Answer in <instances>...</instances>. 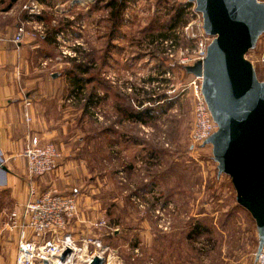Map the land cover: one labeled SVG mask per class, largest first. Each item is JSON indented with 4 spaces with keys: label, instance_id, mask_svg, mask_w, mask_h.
I'll return each mask as SVG.
<instances>
[{
    "label": "rangeland",
    "instance_id": "obj_1",
    "mask_svg": "<svg viewBox=\"0 0 264 264\" xmlns=\"http://www.w3.org/2000/svg\"><path fill=\"white\" fill-rule=\"evenodd\" d=\"M110 1L0 0V44L6 47L0 80H64L65 87L84 80L78 91L92 96L89 116L62 95L59 119L78 126L86 140L85 156L104 201L111 197L124 206L113 210L124 221L119 230L106 219L108 228L93 227L115 252L108 264H257L254 219L237 204L231 178L218 175L212 146L191 144L193 90L186 89L194 77L178 62L182 50L195 49L200 21L194 4L127 0L115 28ZM31 2L41 15H29ZM20 29L24 37L17 40ZM54 30V43H46L42 37ZM166 37L176 46L173 57ZM247 59L264 82V34ZM141 101V109L154 107L147 124L130 115ZM13 209L12 199L1 194L0 237L7 235ZM196 225L203 234H194ZM116 230L118 239L104 240Z\"/></svg>",
    "mask_w": 264,
    "mask_h": 264
},
{
    "label": "water",
    "instance_id": "obj_2",
    "mask_svg": "<svg viewBox=\"0 0 264 264\" xmlns=\"http://www.w3.org/2000/svg\"><path fill=\"white\" fill-rule=\"evenodd\" d=\"M213 37L206 59L186 67L202 77V93L218 131L212 146L218 175L231 178L236 201L254 219L259 254L264 246V82L247 54L264 34V3L258 0H189ZM0 170L8 168L0 159ZM95 258L92 264H102Z\"/></svg>",
    "mask_w": 264,
    "mask_h": 264
},
{
    "label": "crops",
    "instance_id": "obj_3",
    "mask_svg": "<svg viewBox=\"0 0 264 264\" xmlns=\"http://www.w3.org/2000/svg\"><path fill=\"white\" fill-rule=\"evenodd\" d=\"M3 52L6 47L0 44V55ZM66 85L64 80H0V159L9 170H0L1 194L12 199L15 209H21L32 182L43 192L55 189L61 195L78 193L80 215L71 221L70 229L76 238L96 237L98 232L93 227L101 219L108 220L110 228L122 227L124 221L114 218L113 210L118 208L117 212H121L124 206H119L115 198L104 201L103 191L100 193L103 185L97 182L85 156L86 140L78 134V126L74 128L59 119V100L70 94V84L69 88ZM28 101L30 106H26ZM27 116L30 122L26 121ZM33 137L40 138L43 144H54L61 157L56 173L31 181L23 153ZM115 233V237L104 235V240L118 239L119 231ZM0 239V264H15L16 237L7 234Z\"/></svg>",
    "mask_w": 264,
    "mask_h": 264
},
{
    "label": "built area",
    "instance_id": "obj_4",
    "mask_svg": "<svg viewBox=\"0 0 264 264\" xmlns=\"http://www.w3.org/2000/svg\"><path fill=\"white\" fill-rule=\"evenodd\" d=\"M189 1V0H188ZM261 3L264 1L258 0ZM25 9L29 15L39 16L40 5L31 2ZM193 14L200 21L198 32L194 34L195 49L193 54L188 49L181 51L178 62L184 69L203 62L208 54V48L213 42V37L207 35L203 27V17L193 7ZM24 37L23 29L19 30L17 40ZM163 43V42H162ZM164 45L172 50L176 48L174 41L166 40ZM203 78L194 77L187 86L193 90L194 124L190 135L193 148L202 146L211 136L218 131V125L213 120L208 104L202 93ZM184 90V91H186ZM74 101V99H70ZM30 102L26 106H30ZM26 121L31 119L27 116ZM24 158L27 161V169L31 181L34 178L50 176L59 169L58 161L60 152L54 144H43L38 137H33L26 145ZM2 188H0V194ZM80 215V195H61L55 189L43 192L38 185L31 183L28 197L21 209H15L8 215L3 231L12 237H16L17 249L15 264H92L95 258L102 260V264H108L112 254L101 238L82 237L76 238L70 231L71 221ZM94 227L108 228L107 222L101 220ZM110 228V227H109ZM257 264H264V246L259 254L256 253Z\"/></svg>",
    "mask_w": 264,
    "mask_h": 264
},
{
    "label": "trees",
    "instance_id": "obj_5",
    "mask_svg": "<svg viewBox=\"0 0 264 264\" xmlns=\"http://www.w3.org/2000/svg\"><path fill=\"white\" fill-rule=\"evenodd\" d=\"M109 6L111 7V9H113L114 11L113 13V17H114V27L115 28H120V23L121 21H123V15H124V11L127 7V0H111L109 2ZM59 30H54L53 32H49L48 34H46L43 38V40L46 43H54L55 39H56V35L58 34ZM166 40H169L170 38L166 37ZM164 40V41H166ZM81 71L83 72V74L87 73L88 68H86V66H80ZM81 72V74H82ZM164 73H167L164 71ZM75 80H70V87L71 89L70 94H69V98L70 99H74L75 101L79 102L81 105L80 107L83 109L84 114L86 115V117H88V113L90 111V109L93 107L94 102L92 101V96H85L83 94H80L81 92L78 91L79 86L81 85V82H83L84 80H81L82 78H74ZM77 89V90H76ZM151 99V98H150ZM150 101H154V104L158 105L161 100L158 98H154V100H150ZM144 101L139 102V109L138 112H130V115H132L133 117L137 118L138 117V122L147 124L148 120H151L153 118L152 116V108L151 109H141L144 106ZM150 104V103H149ZM155 106V105H153ZM203 230L199 227V225L194 228V234L199 235V234H203Z\"/></svg>",
    "mask_w": 264,
    "mask_h": 264
}]
</instances>
